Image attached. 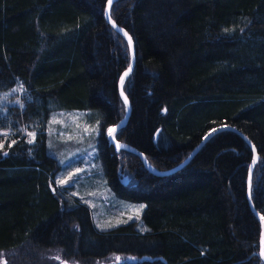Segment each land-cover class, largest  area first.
<instances>
[{
    "label": "trees",
    "instance_id": "1",
    "mask_svg": "<svg viewBox=\"0 0 264 264\" xmlns=\"http://www.w3.org/2000/svg\"><path fill=\"white\" fill-rule=\"evenodd\" d=\"M106 1L0 0V93L24 91L23 106L0 105L12 135L0 148V264H264L247 199L254 153L238 133L217 132L167 175L106 136L126 114L118 82L131 60ZM110 16L135 54L115 139L164 171L213 129L235 127L258 155L251 200L264 219V0H115ZM59 109L96 111L106 183L144 204V231L136 221L97 229L55 185L46 130Z\"/></svg>",
    "mask_w": 264,
    "mask_h": 264
},
{
    "label": "rangeland",
    "instance_id": "2",
    "mask_svg": "<svg viewBox=\"0 0 264 264\" xmlns=\"http://www.w3.org/2000/svg\"><path fill=\"white\" fill-rule=\"evenodd\" d=\"M22 96V86L16 85L0 93V105L4 109L10 105L23 106ZM22 133L27 134L29 140H34L35 132L32 129L23 127ZM46 133L47 152L59 164L54 177L55 185L59 189L65 188L73 203H76L74 198H77L78 202L87 205L91 221L97 229L136 221L138 229L145 230L141 218L144 204L118 197L106 183L98 155L100 121L95 110H53ZM105 133L108 137L109 130ZM10 136L8 129H0V144L3 146ZM9 139V143L12 142Z\"/></svg>",
    "mask_w": 264,
    "mask_h": 264
},
{
    "label": "water",
    "instance_id": "3",
    "mask_svg": "<svg viewBox=\"0 0 264 264\" xmlns=\"http://www.w3.org/2000/svg\"><path fill=\"white\" fill-rule=\"evenodd\" d=\"M115 0H112V3L114 2ZM111 3V5H112ZM111 5H109L108 3V0L106 1V4H105V9H104V18L105 20L107 21V23L113 27L116 31H118L128 42V45H129V38L131 39L130 35L126 32L125 29H123L122 27H120L119 25H117L111 18L110 16V9H111ZM115 25V26H114ZM125 33H127V35H125ZM129 48H130V56H131V60H130V65L129 67L120 75L119 77V82H118V86H119V93L122 97V99L124 100L125 104H126V114L125 116L119 121V123H117L116 125H113L111 126L109 129H113V133L112 135H109V140L116 146V147H119V148H124V149H127L131 152H133L134 154H136L139 159L141 160V162L143 163V165L148 169L150 170L151 172L157 174V175H167V174H170L174 171H176L177 169L181 168L186 162H188L189 158L192 157L198 150L199 148L203 145V143L209 139L211 136H213L214 134H216L217 132L219 131H222V130H232L236 133H238L243 139L246 140V142L250 145V147L252 148L253 150V153H254V156H253V159H252V162L250 164V167H249V174H248V181H247V199H248V202H249V205L253 211V213L255 214V216L258 218V220L260 221V224H261V230H262V236H261V239H260V256H261V259L262 261L264 262V219L262 217V215L254 208L253 206V203H252V200H251V183H252V179H251V173H252V170H253V166L254 164L256 163L257 159H258V155L257 153L255 152V147L253 145V143L251 142L250 139H248L242 132H240L238 129H236L235 127L233 126H226V125H222V126H219L215 129H213L212 131H210L207 135L204 136V138L202 139V141L195 147V149L192 151V153L188 156V158L186 160H184L182 163H180L179 165H177L176 167H173L171 169H167V170H164V171H154V169L148 164L147 160L145 159L144 155L136 150L135 148L129 146L128 144H125L123 142H120L118 140H116L114 138V134L115 132L122 126L125 124L127 118H128V114H129V111H130V105H129V101L126 97V95L124 94L123 92V89H122V77H123V81H124V78H125V73H130L134 67V60H135V54H134V50H133V41L131 39V45H129ZM108 129V130H109ZM122 183L123 184H127V180L125 177L122 178Z\"/></svg>",
    "mask_w": 264,
    "mask_h": 264
},
{
    "label": "snow or ice",
    "instance_id": "4",
    "mask_svg": "<svg viewBox=\"0 0 264 264\" xmlns=\"http://www.w3.org/2000/svg\"><path fill=\"white\" fill-rule=\"evenodd\" d=\"M108 3H109V5H111L112 0H108ZM125 35H127V33H125ZM129 45H131V39L130 38H129ZM126 75H127V73H125V76ZM122 82H123V77H122ZM113 131H114L113 129H109V135H112ZM5 135H7V134H5ZM31 135H34V134H31ZM29 143H31V140L29 141ZM0 147H2V144H0Z\"/></svg>",
    "mask_w": 264,
    "mask_h": 264
}]
</instances>
